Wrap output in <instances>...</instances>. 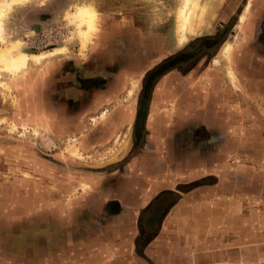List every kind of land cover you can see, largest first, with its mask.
<instances>
[{
    "label": "crops",
    "instance_id": "0c3cea01",
    "mask_svg": "<svg viewBox=\"0 0 264 264\" xmlns=\"http://www.w3.org/2000/svg\"><path fill=\"white\" fill-rule=\"evenodd\" d=\"M81 4L97 5L89 0H29L14 4L13 21L17 23L22 16L29 24L62 25L65 12ZM246 20L249 46L230 51L242 90L231 89L235 91L232 97L223 93L214 73L212 78L198 81L196 103L180 97L176 101H183L182 109L162 111L159 101L169 100L171 88L166 77L148 101L142 126L139 94L135 88H128L129 93L124 94L134 79L130 71L135 69L129 61V65L123 62L125 48L94 51L88 44L82 48L79 40L63 45V32L50 47L22 45V52L29 56L44 55L38 61L30 57L22 71L7 74L9 95L15 97L17 105H11L12 97L1 99L0 95V117L4 116L5 102L6 109L14 110L6 117L19 119L29 131L36 129L38 135L49 139L45 148L55 150L52 180L70 183L68 190L61 184L54 193H77L68 204L60 202L65 209L69 206L64 212L74 222L61 229L55 226L61 249L83 250V257L72 264H238L247 259V253L238 251L237 246L245 245L247 251L253 245L249 244L252 238L238 240V224L230 216L232 209L223 206L221 195L215 193L219 176L206 169L207 164L218 163L210 155L223 150L218 135L237 131L232 126L238 117L237 104H246L241 116L254 119V103H264V31L254 13L248 23ZM24 29L23 25L19 30ZM25 32H21L22 38ZM37 36L38 43L42 42L41 35ZM94 52L107 57L94 60ZM200 53L199 62L212 63L213 56ZM203 112L211 115L212 124L218 128L207 129L209 125L200 117ZM88 115L100 121L87 125L84 119ZM255 127L252 124L248 131L254 132ZM195 131L203 137L192 141L190 134ZM72 136L80 144L79 151L88 152L86 158L91 156L85 159L91 164L63 155L67 147L63 144L68 143L65 139ZM117 137L126 145L111 158L104 151L117 149ZM38 165L39 181L49 180V165L42 158ZM210 174L212 179L206 180Z\"/></svg>",
    "mask_w": 264,
    "mask_h": 264
},
{
    "label": "rangeland",
    "instance_id": "374dc122",
    "mask_svg": "<svg viewBox=\"0 0 264 264\" xmlns=\"http://www.w3.org/2000/svg\"><path fill=\"white\" fill-rule=\"evenodd\" d=\"M89 1L97 4L94 5L97 29L89 35L84 48L87 44L89 49H99L98 51L108 47L125 48L127 55H123V58L125 57L123 62L129 65V61L130 66L135 69L130 71L131 78L134 79H131V87L128 85L125 88L124 94L129 93L128 88L132 90L135 88L139 94L141 126L148 101L156 85L166 77L171 87L168 88L170 97L168 96L167 101H159V109L162 111L182 109L183 101H176L180 97L184 100L189 97L196 103L198 81L204 77L212 78L214 73L222 83L223 93L226 92L232 97L235 96V91L231 89L242 90L243 83L237 74L235 80L232 79L235 69L230 60V51L240 47L246 49L251 41L249 34L244 31V22L242 23L239 17L241 14L246 17L248 23L254 13L258 26L264 24V21L259 22L260 14L264 12V0H199L205 7L204 11L194 19L193 29L184 32L186 36L183 40L179 12L184 0ZM18 4L20 3H16ZM16 5L13 4L2 18L0 49L9 47L18 40L19 47L15 48L13 53L22 52V45L35 49L39 45L50 47L53 42L60 39L59 32L64 34L63 45L67 41H73L72 44L76 40L81 42L77 31L78 25L71 17L77 5L72 11L68 9L65 12L62 25L53 22L41 28L40 34L28 27V21L25 19L27 17L19 18V27L24 25L26 29L20 31V28H17L13 21ZM103 31H107L106 38L101 37ZM21 32L26 33L24 38ZM9 33L12 36H8ZM37 35H41L42 42L38 43L37 37L40 36ZM13 37L18 38L12 42ZM227 44L231 46L229 53L224 51ZM207 45L213 47L208 49ZM200 52H207V55L213 56L212 63L204 64V60L199 62ZM105 56L107 57L102 52H94L93 58L97 60ZM204 68L208 69L205 71ZM204 72L209 75H203ZM7 74L15 75L3 69L0 62L1 99L12 97L9 95L11 86L7 81L9 78ZM12 99L11 105L13 103L17 105L15 97ZM2 105V112H5L3 114L14 113V110L6 109L5 102ZM237 105L238 117L232 122L233 129L237 127V131L218 135L223 150L220 154L217 150L210 155L218 163L215 166L207 164L206 169L208 173L212 171V175L219 176L215 193L221 195L223 206L228 205L232 209L230 216L232 221L238 224V240L241 242L244 238H252L249 244L253 245L248 246L247 251L245 245L237 246L238 251L247 253V259L239 260L238 264H264V103H254V112L255 114L257 112L254 119L241 116L242 111L246 109L243 108L245 103L242 107L240 103ZM200 117L209 125L208 130L218 128L212 124L213 118L209 113L203 112ZM84 120L87 125H96L100 121L91 115L86 116ZM252 124L256 126L254 132L248 131ZM28 129L19 119L0 117V264H72L83 257V250L75 251V247L74 250L69 247L61 249L56 240L55 226L61 229L74 222L71 216L64 212L69 206L65 209L60 202L68 204L71 198L76 199L77 193H54L61 184L63 189L68 190L70 183L52 180L53 176L50 174L54 173V167L51 159L55 150L45 148L49 139L38 135L36 129L30 131ZM179 129L180 127L177 128ZM202 137L199 131L190 134L192 141ZM65 140L68 143L63 144L67 146L62 150L63 155L68 158L78 157L83 163L91 164L89 161L85 162V159L88 160L91 156L86 158L85 154L88 152L82 149L79 151L80 144L76 142V137H68ZM115 142L117 149L104 151L106 155L111 154V158L117 157L126 145V141L118 137ZM72 144L80 153L79 156L68 151ZM29 149L31 150L28 151ZM41 158L51 168L47 170L50 175H47L49 179L47 181L43 179L39 181L38 163ZM46 165L42 166L43 171ZM211 174L206 180L212 179ZM190 186H193V183H190ZM229 195L234 196L230 198Z\"/></svg>",
    "mask_w": 264,
    "mask_h": 264
},
{
    "label": "bare ground",
    "instance_id": "6f19581e",
    "mask_svg": "<svg viewBox=\"0 0 264 264\" xmlns=\"http://www.w3.org/2000/svg\"><path fill=\"white\" fill-rule=\"evenodd\" d=\"M24 1L26 0H0V35H2V31H3L2 18L5 14H7L6 13L7 10L11 8L13 4L23 3ZM76 7L77 8L74 11H72L71 17L73 18V22H75L78 25L77 31L80 35L81 45L82 47H84V45L86 44L85 42L87 41L89 35L92 34V32L97 29L96 11L94 6H92L91 4H82ZM204 8L205 7L200 4L199 0H184L183 5L179 12V21H180L179 25L182 31L181 40L185 39L186 35L184 32L186 30L193 29L194 19L202 15ZM239 17L240 20L243 22L245 18L244 15L241 14ZM19 42L20 41L18 40L14 42V44H12L11 46L0 49V62H2V68L7 71H11L13 74H17L18 72L22 71L23 68H25L28 62L27 60L30 57L34 61H38L40 57L44 55V53L38 55L33 54L32 56H29L26 52L13 53L14 49L19 47L18 44ZM230 47L231 46L227 44L224 47V51L225 52L228 51L229 53ZM58 50H64V48H60ZM232 76H233L232 79L235 80L234 73L232 74ZM68 151L74 155L79 156L80 154L74 145L68 147Z\"/></svg>",
    "mask_w": 264,
    "mask_h": 264
},
{
    "label": "flooded vegetation",
    "instance_id": "af4514ba",
    "mask_svg": "<svg viewBox=\"0 0 264 264\" xmlns=\"http://www.w3.org/2000/svg\"><path fill=\"white\" fill-rule=\"evenodd\" d=\"M263 14V15H262ZM245 17V16H244ZM246 18V17H245ZM260 21H264V12L263 13H261L260 14ZM15 24H17L18 26H17V28L19 29L20 27V25H19V20H18V22L17 23H15ZM45 26H48V25H45ZM44 25H41V26H38V24H29V22H28V27H30V28H32V29H35L36 31H39L41 28H43V27H45ZM262 27H263V31H264V24L262 25ZM214 38H216V37H214ZM215 40V39H214ZM211 47H213L212 45H207V47L206 48H208V49H210ZM188 48H191V47H188ZM4 116H5V114H4Z\"/></svg>",
    "mask_w": 264,
    "mask_h": 264
}]
</instances>
